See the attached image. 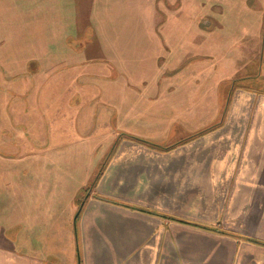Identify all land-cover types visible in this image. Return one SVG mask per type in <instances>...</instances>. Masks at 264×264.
I'll use <instances>...</instances> for the list:
<instances>
[{
	"label": "crops",
	"instance_id": "crops-1",
	"mask_svg": "<svg viewBox=\"0 0 264 264\" xmlns=\"http://www.w3.org/2000/svg\"><path fill=\"white\" fill-rule=\"evenodd\" d=\"M173 4L0 0V264H264V158L124 157L121 141L78 202L112 135L138 132L140 101L171 80L150 23ZM252 112L246 141L264 143Z\"/></svg>",
	"mask_w": 264,
	"mask_h": 264
},
{
	"label": "rangeland",
	"instance_id": "rangeland-1",
	"mask_svg": "<svg viewBox=\"0 0 264 264\" xmlns=\"http://www.w3.org/2000/svg\"><path fill=\"white\" fill-rule=\"evenodd\" d=\"M171 8V19L150 23L161 36L157 63L166 62L162 73L171 80L155 81L151 100L140 101L138 132L112 135L92 180L78 194V202L86 190L93 192L121 141L135 143L131 151L126 147L124 157L149 152L157 158L263 162L260 132H253L252 141L246 139H251V112H264V0H184V8L180 0H174ZM124 19L107 25L124 34L126 47L133 48L129 32L135 25ZM144 42L141 37L140 46ZM156 109L162 117H147L148 111Z\"/></svg>",
	"mask_w": 264,
	"mask_h": 264
},
{
	"label": "trees",
	"instance_id": "trees-1",
	"mask_svg": "<svg viewBox=\"0 0 264 264\" xmlns=\"http://www.w3.org/2000/svg\"><path fill=\"white\" fill-rule=\"evenodd\" d=\"M144 142V141H143ZM89 192V190H86V193H88ZM78 210H79V208H78ZM78 210H77V212H78Z\"/></svg>",
	"mask_w": 264,
	"mask_h": 264
}]
</instances>
